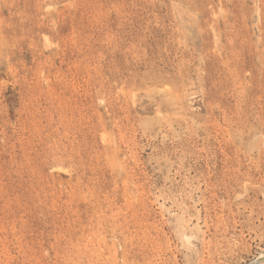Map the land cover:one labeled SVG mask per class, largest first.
<instances>
[{
    "label": "rangeland",
    "instance_id": "obj_1",
    "mask_svg": "<svg viewBox=\"0 0 264 264\" xmlns=\"http://www.w3.org/2000/svg\"><path fill=\"white\" fill-rule=\"evenodd\" d=\"M261 254L264 0H0V264Z\"/></svg>",
    "mask_w": 264,
    "mask_h": 264
},
{
    "label": "bare ground",
    "instance_id": "obj_2",
    "mask_svg": "<svg viewBox=\"0 0 264 264\" xmlns=\"http://www.w3.org/2000/svg\"><path fill=\"white\" fill-rule=\"evenodd\" d=\"M264 263V254H261L259 258H257V260L253 261L252 263H248V264H263Z\"/></svg>",
    "mask_w": 264,
    "mask_h": 264
}]
</instances>
